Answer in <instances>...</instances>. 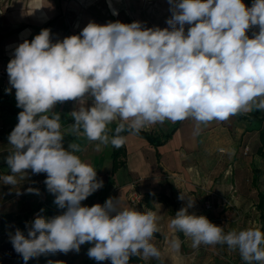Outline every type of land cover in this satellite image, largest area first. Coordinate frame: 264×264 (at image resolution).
Here are the masks:
<instances>
[{
	"label": "clouds",
	"instance_id": "obj_1",
	"mask_svg": "<svg viewBox=\"0 0 264 264\" xmlns=\"http://www.w3.org/2000/svg\"><path fill=\"white\" fill-rule=\"evenodd\" d=\"M168 3L172 14L163 29L139 21L89 22L78 35L55 43L50 30L43 29L15 48L5 91L15 89L22 111L4 157L10 174L0 175V183L15 188L26 170L45 173L54 204L64 210L52 218L38 215L26 224L27 236L17 229L10 237L24 264L49 253H79L86 243L93 245L88 257L98 262L129 264L131 257H140L165 264L161 251L150 243L160 231L156 212L123 207L121 198L112 197L102 205L82 206L103 181L76 154L83 151L80 143L64 147L66 135L98 142L97 150L109 144L119 149L127 139L122 133L138 135L165 121L192 119L198 136L212 121L264 112V0H253L251 7L242 0ZM253 27L258 31L250 38L246 32ZM67 101L75 102L69 114L74 122L62 128L55 108ZM113 123L114 132L109 127ZM27 192L39 195L35 188ZM185 198L186 206L169 227L191 238L193 248L226 245L245 264H264V233L259 228L225 233L206 216L189 214L195 200L184 192L178 197ZM181 243L175 235L168 241L173 251Z\"/></svg>",
	"mask_w": 264,
	"mask_h": 264
},
{
	"label": "crops",
	"instance_id": "obj_2",
	"mask_svg": "<svg viewBox=\"0 0 264 264\" xmlns=\"http://www.w3.org/2000/svg\"><path fill=\"white\" fill-rule=\"evenodd\" d=\"M78 2L80 5L82 4L78 0L69 5V17L65 19L61 0H0V46L5 50L4 64L8 65L10 59L14 58V50L20 43H23L24 40H32L43 29L50 30L51 40L55 43L57 40L75 34L83 24L87 26L89 22H94L104 25L108 22H116L121 10H124V16L128 17V14H131V17L121 23L130 24L139 21L149 28L169 27L166 21L172 14L169 10L168 0H87L85 5L87 14L78 18L76 16L79 9ZM242 2L246 7H251L253 0H242ZM113 9L118 13L117 15H113ZM68 23L71 26L70 33L64 34L63 26ZM187 27L186 25V31ZM255 31H258V27L250 28L246 35L251 38ZM6 80L9 78L7 77ZM1 83L0 81V112L7 114L9 121L5 127L10 129L15 122L18 123L17 115L3 109L2 103H10L15 107L14 109L19 108L14 101L15 89H12L8 94L5 89L10 85H1ZM74 107L75 102L67 101L57 104L55 111L69 115ZM115 124L113 123L109 127L112 129ZM173 124L170 121H165L163 124L150 125L144 131L164 134ZM67 125H62V128H66ZM194 127L195 122L192 119L178 122V126L170 138L156 147L152 146L143 134L128 135L125 133L127 139L122 146V154L117 160L119 166L112 172H110L113 163L111 154L114 147L111 144L101 145L97 150L98 142L86 140L82 146L86 151H92L94 154L91 165L96 169L98 179L103 181L102 194L94 193V204H104L109 197L121 198L123 207L136 209L127 200V193L131 187L141 193L150 192L165 197V201H153L150 209L161 217L158 221L160 231L157 234L160 235V239L163 237L167 240L172 239L174 235L178 236L182 243L186 237L182 233L174 232L169 227L170 220L174 218L175 213L187 204V198L185 200L178 199L182 192L187 193L195 200V206L188 209L189 214L204 215L210 222L227 230L240 227L243 230L255 226V216L250 213L253 196L248 199L247 196L238 194L236 186L239 183L236 182L235 188L233 184H228L227 188L226 184L227 191H222L221 187L225 185L222 181V171L241 169L245 165L247 169L254 168L252 161L247 158V153H244L243 149L245 146L250 147V138L255 134L259 144L258 135L264 127V112L254 110L245 115L230 117L224 122L212 121L203 127L198 136L193 134ZM75 139L73 136L70 138L65 136L68 143ZM242 144L243 146H241ZM222 149L224 151H221ZM232 149L235 150L234 155L229 154ZM242 159L248 160L243 161ZM4 163L0 162V168L7 171L3 168ZM26 171L27 176L24 182L28 187L34 186L36 181L46 177L45 173L33 175L30 169ZM3 186L4 184L0 183V197L14 198L20 203L17 207L18 210L1 213L24 212L27 209L37 208L40 211L50 210V207L43 206L39 199L37 200L39 203L35 201L37 197L34 193L33 196L25 193L22 197H18L16 193L7 191ZM34 188L37 189L36 186ZM45 189L41 193H47L48 190ZM210 191H214L218 196L210 198L212 207L207 210L204 207V201L209 198ZM253 192L254 189H251L248 193L252 195ZM41 193L39 191V195ZM28 196L33 198L30 202L27 199ZM222 197L230 200H227L229 205L222 201ZM32 200L34 203L29 206L26 202L31 203ZM244 201L248 203L242 208ZM22 202L24 205H21ZM230 222L233 223L230 225ZM144 263L146 264L145 261Z\"/></svg>",
	"mask_w": 264,
	"mask_h": 264
},
{
	"label": "rangeland",
	"instance_id": "obj_3",
	"mask_svg": "<svg viewBox=\"0 0 264 264\" xmlns=\"http://www.w3.org/2000/svg\"><path fill=\"white\" fill-rule=\"evenodd\" d=\"M78 0H61V2L63 3L64 6V12H63V17L66 19L67 17H69L68 15V9H69V5H71L72 3H76ZM82 4L80 5L79 3V9L77 10V14L76 16L78 18L80 17H84L87 14V10H86V2L87 0H79ZM128 17H131V14H128ZM127 16H124V10H121V13L119 14L118 17V21L123 22L125 21V19H128ZM67 23V21H66ZM86 25H81L79 27L78 30H76L77 32L75 34L72 35H78L80 33V31L85 27ZM161 29L165 28V27H160ZM70 29L71 26L68 24H65L63 26V32L64 34H67L68 32L70 33ZM71 35V36H72ZM31 41V40H30ZM29 41V42H30ZM1 45V44H0ZM5 50L4 48H1L0 46V69L2 70H7V65L4 64L3 60L4 58H6L4 56ZM4 85H9V80H6L4 82ZM14 89V88H13ZM8 117L6 113H2L0 112V162H5L4 161V157H6L8 155V153L11 150V145H9L8 142V136L11 133V131L14 129V127L17 125V122H15L10 129H7L5 127V125L8 123ZM75 142L80 143L83 151L76 153L80 159L82 160V162H85L89 165L92 164L93 162V153L88 152L85 150L84 146H82L86 139L85 138H80L79 140H74ZM68 142L66 140H64V147L67 148L68 146ZM257 135L255 134L254 137L250 138V144H249V150L247 151V158L250 159L252 161V164L254 166H258L263 170L264 173V157L258 155V153L256 152V148H257ZM243 146V144L241 145ZM108 151V150H107ZM248 159H242L243 161H246ZM4 170H9L8 165L6 163H4ZM92 166V165H91ZM250 177H251V169H247V166L245 165V167H242L241 169H233V170H228L225 172V170L222 171V181L225 183L224 187L222 191H227L228 188V184H233V187L235 188V182L239 185L236 186L237 187V193L238 194H242L244 196H247L248 199H251V197H255V192H253L252 195H250V193H248L252 188L249 185V181H250ZM42 180H45L46 177L41 178ZM18 184L15 186V188H13L10 185H4L3 187L6 188L7 191H13V193H16L17 191H19L20 193H22L21 195H19L18 197H22V195H24L25 193L27 194H31L33 196V193H28L27 192V185L24 182V179H19L18 177ZM226 184H227V188H226ZM41 187H45L47 190V187L45 185V183L41 186H38L37 189H40V193L44 192V190H41ZM26 190V192H25ZM102 188L100 190H97L95 192V194H102L101 192ZM230 190V189H228ZM100 191V192H99ZM49 193V192H47ZM43 194L41 193L40 195H36V200L37 201L39 199V202L49 208L50 207V213H52L53 215H60L62 214V212L64 210L59 209L56 205H54V195L49 193V194ZM95 194L93 193L92 195H90L86 200L82 201L81 204L82 206H88L91 207L94 204V198H95ZM249 194V195H248ZM47 196L48 198L44 197ZM226 196V195H225ZM43 198V199H42ZM29 202L31 199L30 196H28ZM224 199L229 200L227 198L224 197ZM230 201V200H229ZM28 201L26 203H28V205H32L34 203V200H32L31 203H29ZM37 201V203H39ZM20 202L17 201V199H8L6 197L1 198L0 197V212L3 211H10V210H18ZM97 203V201H96ZM231 203L233 204V207H235L233 200H231ZM247 201L243 202V206L242 208H244V206H247ZM21 205H24V202L21 203ZM28 206V207H29ZM57 208V209H56ZM227 209V208H225ZM58 210V211H56ZM239 210V208H238ZM236 222V220H234ZM233 221V222H234ZM230 222V225L231 223ZM233 229H224V232L227 233L229 231L234 230ZM235 230H242V228L240 227L239 229H235ZM184 236V235H183ZM167 239H164L162 237V239H160V235L156 234L154 235V238L150 241V243H152L153 245H155L162 253V258L165 262V264H212L214 263L216 260L219 261H227L229 260L230 262H234L235 264H242L245 263L239 252L238 251H232L229 250L227 248L226 245L221 246V245H215V246H211V245H201L198 248H193L192 247V240L189 237H186L183 241V243H181V247L179 251H173L169 248V244H168ZM87 257V254L83 248V245H81L80 247V251L79 253H76L75 251H69L67 254L65 253H61V252H57L56 256L53 259L48 260V264H81L82 260L84 258ZM0 260L6 261L9 264H15V263H19L20 261H22V257L17 254L14 250V254L13 256H9V257H5L2 256L0 254ZM144 261L146 262V264H158V261H156L155 259H144ZM99 264H111L110 260H105V261H99Z\"/></svg>",
	"mask_w": 264,
	"mask_h": 264
},
{
	"label": "trees",
	"instance_id": "obj_4",
	"mask_svg": "<svg viewBox=\"0 0 264 264\" xmlns=\"http://www.w3.org/2000/svg\"><path fill=\"white\" fill-rule=\"evenodd\" d=\"M15 101V99H14ZM16 103V101H15ZM3 109L7 110L8 112L12 114H16L18 116V113L22 111V109H14L10 103H2ZM61 114V113H60ZM61 123L62 125H67L70 122H74L70 115H64L61 114ZM178 122L174 123L172 127L164 134H158L152 131H144L142 130L140 134L145 135L148 140L150 141V144L154 147L164 143L167 141L174 130L177 128ZM116 127V124L113 125L112 130L114 132V129ZM125 133H122L124 135ZM72 137L71 135H67V138ZM259 144L256 148V152L258 155L264 157V127L259 131ZM122 147L119 149L114 148L111 158H112V169L110 172H112L117 166H119V162L117 161L119 156H121ZM3 174H10V169L7 171H3L0 168V175ZM252 189H254L255 197H253V203L250 210V213H252L255 216L256 219V225L253 226L255 228H259L262 233H264V173L263 170L258 167L254 166L251 170V177H250V183ZM45 187H41V190H44ZM40 190V189H39ZM155 200L165 201V197L157 196L154 193H142L141 201L138 206V211H148L152 208V202ZM102 205V204H101ZM43 216L46 218H52L55 215L50 213V210H43L40 211L39 208L37 209H27L24 212H0V251L4 250L5 248H13V245L11 243L10 237L15 234V231L17 229L21 230L25 236H27V227L26 224L34 221V219L37 216ZM250 215V214H248ZM155 233L154 235H156ZM92 244L86 243L83 245V248L87 254V250L89 247H92ZM261 247H264L262 245ZM14 249V248H13ZM55 254H46L41 255L38 258H33L28 261V264H48V260L53 259L56 256ZM0 264H9L6 261L0 260ZM15 264H24V261H20L19 263ZM81 264H99L98 261L94 259H90L87 255L86 258L82 260ZM129 264H145L144 260L140 257H131ZM213 264H235L234 262H230L229 260L225 261H219L216 260ZM238 264V263H237ZM245 264V263H242ZM256 264H259V262H256Z\"/></svg>",
	"mask_w": 264,
	"mask_h": 264
},
{
	"label": "built area",
	"instance_id": "obj_5",
	"mask_svg": "<svg viewBox=\"0 0 264 264\" xmlns=\"http://www.w3.org/2000/svg\"><path fill=\"white\" fill-rule=\"evenodd\" d=\"M7 77H8L7 70L0 69V81L2 82L1 85H4V82L6 81ZM14 99L16 101L15 93H14ZM248 150H249V147L248 146H245L244 149H243V152L244 153H247ZM43 184H44V180L40 179V180L36 181V183L34 184V186H30V187L31 188H34L35 186L38 187V186H41ZM30 187H28V188H30ZM213 196H218V194L215 193L214 191H210L208 193V197L209 198H206L205 201H204V207H205V209H207V210L208 209H211L212 202H211L210 198L213 197ZM141 197H142V193L140 191L134 189L133 187H131L129 189L128 193H127L128 203L132 207H134L136 209H138V206H139L140 201H141ZM222 201L224 203H226L227 205H229V202L226 199H224L223 197H222ZM0 254L2 256H5V257L13 256L14 249L13 248H5L4 250L0 251Z\"/></svg>",
	"mask_w": 264,
	"mask_h": 264
}]
</instances>
